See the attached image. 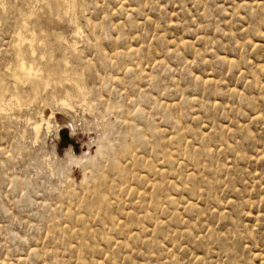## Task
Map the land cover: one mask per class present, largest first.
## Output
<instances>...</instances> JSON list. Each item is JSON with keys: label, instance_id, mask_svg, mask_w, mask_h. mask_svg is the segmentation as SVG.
<instances>
[{"label": "rangeland", "instance_id": "obj_1", "mask_svg": "<svg viewBox=\"0 0 264 264\" xmlns=\"http://www.w3.org/2000/svg\"><path fill=\"white\" fill-rule=\"evenodd\" d=\"M67 1L0 0V264H264V0Z\"/></svg>", "mask_w": 264, "mask_h": 264}, {"label": "bare ground", "instance_id": "obj_2", "mask_svg": "<svg viewBox=\"0 0 264 264\" xmlns=\"http://www.w3.org/2000/svg\"><path fill=\"white\" fill-rule=\"evenodd\" d=\"M64 2H65V1H64ZM67 2H69V0H68ZM71 2H72V1H71ZM57 3H58V2H57ZM65 3H66V2H65ZM72 3H73V2H72ZM68 4H70V3H68ZM54 5H55V4H54ZM58 5L61 6V5H64V4H58ZM64 6H66V5H64ZM69 6H71V5H69ZM72 6H73V4H72ZM63 8H64V7H63ZM65 8H67V7H65ZM58 9H59V8H58ZM69 9H70V8H69ZM58 11H59V10H58ZM22 27H23V26H22ZM23 28H24V27H23ZM76 29H77V28H76ZM76 31H77V30H76ZM25 32H26V31H25ZM20 33H21V32H20ZM17 35H19V34H17ZM24 38H25V37H24ZM17 39H19V38H17ZM27 39H28V37H27ZM27 39L25 38L24 40H27ZM32 39H33V37H32ZM29 40L31 41V39H29ZM29 40H28V41H29ZM15 41H17V40H15ZM21 41H22V39H21ZM33 41H34V39H33ZM19 43H20V42H19ZM14 44H15V43H14ZM30 47H31V46H30ZM32 49H33V48H32ZM31 51H32V50H31ZM33 54H34V52H33ZM33 54H32V55H33ZM16 55H17V54H16ZM19 56H20V55H19ZM21 57H22V56H21ZM17 58H18V57H17ZM31 58H32V57H31ZM25 60H26V59H25ZM20 61H21V60H20ZM31 62H32V61H31ZM19 63H20V62H19ZM28 64H29V63H28ZM28 64H26V62H25L23 59H22V61H21V63H20V65H21V70L24 72V73H23V72H22V73L26 75L25 77H27V78L29 77V78H30L32 75H34V73H35L34 71H36V70H35V68L33 67V65H32L31 63H30L29 65H28ZM16 67H17V66H16ZM16 67H15V68H16ZM33 68H34V70H33ZM6 69H7V68H6ZM19 69H20V67H19ZM15 71H17V70H15ZM15 71H14V72H15ZM14 72H13V73H14ZM33 72H34V73H33ZM13 73H12V74H13ZM22 73H21V74H22ZM32 73H33V74H32ZM16 74H17V72H16ZM18 74H19V73H18ZM18 74H17V76L20 77V75H18ZM17 76H16V77H17ZM12 77L14 78L15 76L12 75ZM21 77H22V76H21ZM32 77H33V76H32ZM36 77H37V76H36ZM23 78H24V76L22 77V79H23ZM31 79H32V78H31ZM70 80H71V79H70ZM79 80H80V79H79ZM79 80H78V81H79ZM31 82H32V81H31ZM31 82H30V83H31ZM70 82H71V81H70ZM74 82H75V80H74ZM30 83H29V84H30ZM32 83H33V82H32ZM45 83H46V82H45ZM77 83H78V82H77ZM3 84H4V83H3ZM3 84H2V86H3ZM80 84H81V83H80ZM0 85H1V84H0ZM75 85H77V84L75 83ZM4 86H5V85H4ZM30 87H31V85H30ZM34 88H35V87H34ZM76 88H77V87H76ZM0 89H1V88H0ZM36 89H37V88H36ZM36 89H35V90H36ZM33 91H34V90H33ZM80 91H82V90H80ZM66 92H67V91H66ZM66 92H65V93H66ZM0 93H2V92H0ZM35 93H37V92H35ZM68 93H69V92H68ZM68 93H66V94H68ZM2 94H3V93H2ZM66 94H65V95H66ZM74 94H75V92H74ZM74 94H73V95H74ZM76 94H77V93H76ZM81 94H82V92H81ZM14 95H16V94H14ZM70 95H71V94H70ZM78 95H79V94H78ZM0 96H1V95H0ZM12 97H13V96H12ZM65 97H66V99H67V96H65ZM15 98H16V96H15ZM17 98H18V97H17ZM17 98H16V99H17ZM1 99H3V98L1 97ZM64 99H65V98H64ZM15 101H16V100H15ZM69 101H70V100H69ZM1 102H2V101H1ZM6 102H7V101H6ZM6 102H5V103H6ZM10 102H12V101H10ZM19 102H20V101H19ZM61 102H62V100H61ZM64 103H65V102H64ZM10 104H11V103H10ZM0 105L2 106V104H0ZM67 105L70 106V103H67ZM1 108H3V107H1ZM1 108H0V109H1ZM5 109H6V108H5ZM1 110H2V109H1ZM3 110H4V109H3ZM43 119H44V118H43ZM32 123H33V122H32ZM33 124H34V123H33ZM33 126H34L33 129L36 130V131H35V133H36V132L38 131L39 124H38V123H35Z\"/></svg>", "mask_w": 264, "mask_h": 264}, {"label": "water", "instance_id": "obj_3", "mask_svg": "<svg viewBox=\"0 0 264 264\" xmlns=\"http://www.w3.org/2000/svg\"><path fill=\"white\" fill-rule=\"evenodd\" d=\"M61 142H66L67 134L65 131H61Z\"/></svg>", "mask_w": 264, "mask_h": 264}]
</instances>
